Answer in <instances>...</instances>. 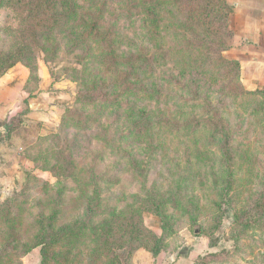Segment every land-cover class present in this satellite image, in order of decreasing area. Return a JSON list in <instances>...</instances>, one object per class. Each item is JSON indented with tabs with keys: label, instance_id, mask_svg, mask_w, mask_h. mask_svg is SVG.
<instances>
[{
	"label": "rangeland",
	"instance_id": "rangeland-1",
	"mask_svg": "<svg viewBox=\"0 0 264 264\" xmlns=\"http://www.w3.org/2000/svg\"><path fill=\"white\" fill-rule=\"evenodd\" d=\"M225 1L232 9L233 4L229 0ZM2 2L0 90L7 101L10 94L13 96L15 92L17 98L16 106H12L5 117L3 115L0 118V250H2L5 235L9 241L4 248L5 252L0 253L2 264H39L41 254L46 255V264H109L107 256L113 254L121 264H148L147 258L137 254H151L150 249L134 248L135 243L130 241L128 231L125 234L124 230L130 225H125L123 228L122 223L121 228L118 229L115 221H125L126 215L132 218V210L124 209L136 200V195L145 197L147 193L154 192L157 199L160 200L161 197L165 200L170 195L168 192L170 186L180 181L177 178L179 174L195 179L188 190L196 199L198 206L194 221L190 213H184L183 205H180V208L175 207L167 200L165 209L171 215V225L166 223L163 226L160 218L149 211L147 203L141 205L142 228L145 233L147 236L153 234L155 237H162V242H157V245L159 243L158 254L163 257V263L196 264L200 258H203V261L208 264H264V224L250 222L252 227L251 225L247 227L248 225L239 224L240 218L237 222L233 220V215L236 216L238 212L239 216L242 213L241 209L247 201L250 200L251 203L256 199L260 189L257 174L264 169V94H262L264 86L256 88L254 84L242 82L241 70H239L238 81L234 80L231 85L229 84L230 94L235 96L232 107L244 110V116L247 119L242 125L233 124L234 118L230 120L233 124L230 140L233 151L232 157L225 162L231 172L228 175L216 173L217 144H213L208 131L181 130L184 129L183 125L180 129L176 122L180 119L178 117L180 110L177 108L170 114L168 119L171 122H166L167 128H156L153 130L152 138L146 142L135 141V136L130 138L127 132L125 136L120 135L118 131L107 136V140L114 144L119 142L123 144L130 140L131 145L125 149L132 151L131 156L139 160L137 163L131 161L133 160L131 157L124 156L122 151L117 153L119 158L116 161V156L111 155L105 148L107 141L102 140L104 142L102 145L99 139H96L91 147L88 146V153L82 156L72 154L75 163L64 164L61 168L56 167L55 159L46 152L51 145L54 147L58 145L60 150H63L66 139L57 138L61 135L62 125L88 120L92 127L84 133L90 134L96 133V124L100 122L98 129L100 135H103L108 130L109 124L117 117L126 115L130 106L143 108L145 106L148 109L153 108L155 104L154 101L148 100L140 88H137L136 92L140 96L130 94L132 96L130 100L128 96L122 97L123 112L116 118L105 113L96 115L94 112L100 109L97 107L105 106L108 91H103V88L84 89L92 83L89 72L97 63L92 59L85 60L88 58L87 55H78L83 47L80 39H76L78 37L72 35L60 37L62 23H54L51 18L59 20L61 17L58 13L59 9L56 13L52 12V16L42 14L31 17V13L28 14V11L24 9L26 7L24 2L16 3V0ZM117 2L114 1L115 6L124 7V2L122 4ZM92 4L93 0H72L70 3L77 15L83 11L88 12ZM110 10V8L107 10V16L110 15ZM79 17L74 16L66 21L71 24L73 19L77 20V23L72 24L71 29L67 30V34L69 32L72 34L74 31L77 32L75 36L78 33L86 37L95 34L92 24H86L84 27L80 25L82 18L79 20ZM37 22L49 26L53 24L49 35L50 41L47 40V45L44 46L46 48H40L41 51H38L34 59L23 57L15 61L19 43L29 45L28 41L23 39L31 40V31L38 26ZM164 25H168L167 20L163 21V27ZM227 25L229 35L219 39L218 51L221 49L219 57L223 60H237L242 53L240 46L237 47L234 43V37L238 34H235L237 30L233 25V16L230 14ZM116 28L122 36L119 50L122 51L124 47L126 49L129 46L133 47L134 44L127 43V39L130 34H133L134 28L140 30L139 21L136 20L131 26L129 20L121 17ZM217 33L220 31L217 30ZM162 34L164 35L163 31ZM169 39L170 37L166 36V40L169 41ZM245 43L248 54L251 43L249 40H245ZM135 49L148 51L140 44H137ZM213 56L215 74L225 80L233 78V74L228 72L225 66L219 65L218 53H213ZM81 68L91 69L80 71ZM205 69L207 72V67ZM162 71L163 68L157 69L155 76L162 77ZM190 71L192 69L188 70L186 76L178 74L177 78L176 76L175 79L172 78L173 91L170 90V93L173 100L171 102L181 98L180 85L188 79ZM9 78L12 80L9 81ZM165 86L168 87V84ZM85 93L88 94L85 95ZM215 93L217 94L218 91L215 90L212 94ZM89 94H96L98 98L95 100L99 104L86 102L90 100ZM186 110H191L192 115L193 111L196 112L192 105L185 106L182 114L185 115ZM128 113L132 114V112ZM96 116L100 117L93 119ZM122 120L124 121L121 119V122ZM70 129L77 133L75 128ZM57 134L59 135L56 136ZM78 136L86 146L80 132ZM196 148H199V155ZM52 156L56 155L53 153ZM67 160L65 159L64 162ZM98 161L100 162L97 165L95 162ZM60 162L63 164L62 159ZM91 163H95L93 170L90 168ZM90 171L95 173L99 184L100 194L94 190V195L104 207V210L100 212L108 216L106 223L114 230L113 253L104 254V251L95 250L94 242L96 241L93 234L90 239V236L86 234L78 236L71 233L69 238L75 240L73 245L77 244L76 249L71 250L67 249L69 246L66 248L63 246L67 244L64 234L59 240L53 238L52 244L44 247V250L41 244H33V237L48 220L45 218V223L41 222V224L38 221L44 218L53 207L60 210L57 218L50 220L55 227L62 226L82 215L92 190V185L82 182L88 180ZM199 171H202V174ZM55 173L61 175L56 177ZM224 185L227 186L222 192ZM224 197H227L226 200L221 202ZM57 204L59 207L56 206ZM121 210L124 213L115 216ZM36 220H38L37 223ZM106 223L103 224L104 228ZM9 224H12L10 229ZM86 227L73 233H85L88 231V226ZM29 246L30 249L25 252Z\"/></svg>",
	"mask_w": 264,
	"mask_h": 264
},
{
	"label": "trees",
	"instance_id": "trees-1",
	"mask_svg": "<svg viewBox=\"0 0 264 264\" xmlns=\"http://www.w3.org/2000/svg\"><path fill=\"white\" fill-rule=\"evenodd\" d=\"M2 1L3 0H0V8L2 7ZM71 1L72 0H16V3L24 2L26 5L24 9L28 11V14L31 13V17L35 15L41 16L42 14L50 16L59 9L58 13L61 16L59 20L53 17L51 18L54 23H62L60 27V37H68L67 35L78 37L76 39H80V43L83 46L78 52V55H87L88 58H85V60L89 61L92 59L97 63L95 68L80 69V71L91 69L89 75H91L92 83L84 87V89L103 88V91H108L105 97L107 102L105 106L97 107L100 109L94 112L96 115L105 113L108 116H114V118H116L118 114L123 112L122 97L128 96V100H130L132 97L130 94H138L136 92L137 88L141 89L140 91L148 97L149 101H154L155 106L148 109H146L145 106L144 108L140 106H130L128 112H132V114L127 112L124 117L122 115L117 117L114 122L109 124L108 130L103 135H100L98 129L100 122L96 124V133L92 132L90 134L84 133L85 130L92 127L90 126L91 122L88 120L77 124L68 122L62 125L60 127V134L62 136L60 135L57 138L61 139V137H63L66 139L63 150H60L58 145L55 147L51 145L50 149L47 150L48 152H46L51 155V158L55 159V166L61 168L64 164L72 165L75 163L73 159L74 153L81 156L88 153V146L91 147L96 139H99L98 141L101 142L102 145L107 141V143H105V148L108 149L111 155L116 156V161H118L119 158L117 153L122 151L124 156L131 157V159H133L131 161L137 163L139 160L131 156L132 151L125 149V147L127 148V146L131 145L130 140L129 142H123V144H121L122 142L114 144L107 140V136L113 134L115 131L125 136V132H127L130 138L135 136V141L144 140L146 142L148 139L152 138L153 130L156 128H167L165 126L166 122L168 123L170 114L174 113L177 108V110H180V116H178L180 119L176 120L178 127L181 129L183 125L184 129L181 130L185 131L187 129L195 132L198 130H207L208 135L213 139V144H217L218 168L216 173H223V175L230 174L231 172L225 162L232 157L231 154L233 150L230 140L233 130L231 127L233 124L242 125L245 123L247 117L244 116V110L234 106L232 107L235 96L230 94L231 90L229 84L231 85L234 80L238 81L239 78V62L237 60H223L219 57V52L221 51V49L218 51L219 39L221 40L223 36L229 35L227 21L232 9L227 2L225 0H93V4L88 8V12L83 11L77 15L73 7L75 2H73L74 4L72 6L70 5ZM114 1H118L117 3L120 4L124 2L125 8H120V5L115 6ZM109 8L111 9L110 15L107 16L106 14ZM18 9L21 10L20 7H18ZM17 12L20 14L18 10ZM69 13L71 15H69ZM113 14L114 16L112 17ZM74 16H80L78 18L79 20L82 18V21L80 20V25L82 24L83 27L86 24H92L95 34L88 37L84 36L82 33H78V35L75 36L77 33H75V31L72 34L71 32L67 34V30H70L72 24H76L77 20L73 19V23L71 24L66 21ZM120 16L124 20H129L131 26L138 20L140 27V30L134 28L133 34H130L129 37L126 36L128 37L127 43H133L134 46H129L128 49L124 47L122 51L119 50L122 36L116 28L121 18ZM38 20H40V18ZM164 20H167L168 25H164L163 27ZM37 23L38 26L31 31V40L22 38L24 41H28L29 45L19 43V48L16 50L18 56L15 61L23 59V57L34 59L38 51H41L40 48H46L44 46L47 45L48 39L50 41L51 36L49 35L52 32L51 27L53 24L49 26L42 22ZM217 30H219L220 33H217ZM166 36L170 37L169 41L166 40ZM60 41H58V44H60ZM137 44H140V46H143V48L148 51L145 52L143 49L136 50L135 46H137ZM213 53H218L219 65L225 66L228 72L233 74V78L225 80L223 77L215 74V64L212 63V58L214 57ZM206 67L208 69L207 72L205 69ZM159 68H163L162 77L155 76L156 70ZM97 69H99V71ZM190 69H192V71H190L188 79L182 82L183 85H180L181 98L171 102L173 97L170 90L173 91L172 82L173 79H175L174 77L176 76L177 78L178 74L186 76ZM165 75H167V77ZM109 76H111V78ZM137 84L138 86H135ZM166 84H168V87L165 86ZM215 90L218 91V93L212 94ZM247 93L249 94L250 92ZM87 94L85 93V95ZM96 94H98V92ZM96 94H89L88 99L90 100L86 102H96V104H99V102L95 100L98 98ZM262 94H264V90ZM138 95L140 96V94ZM188 105H190V107L192 105L196 110V112H192L193 115L190 113L191 110H186L187 112L185 115L182 114V110ZM186 114L188 115L186 116ZM99 117L100 116H96L93 119ZM233 118L234 122L232 124L230 120ZM121 119H124V121L122 120L123 122H121ZM141 121H143V123ZM170 122L171 121H169V123ZM141 123L145 124V126H142ZM70 128H75L77 133ZM79 132L83 136L86 146L82 143L80 136H78ZM58 135L59 134L56 136ZM76 150L77 152H75ZM196 151L199 155V148H196ZM53 153L56 155L55 157L52 156ZM214 153L215 152H213V154ZM61 159L63 164L60 162ZM65 159H68L67 162H64ZM197 159L201 158L197 157ZM100 161L95 163L98 165ZM93 164L91 163V170L95 168ZM199 172L202 174V171ZM195 174L198 176L200 175L198 172H195ZM54 175L59 177L61 174L55 173ZM179 176H177V178L180 181L177 180L179 182L174 185L175 188L174 186H170L168 190L170 195L165 200L161 197L160 200L157 199L156 193L154 192L147 193L145 197L136 195V200L132 201L131 205L124 209L126 210L129 208L130 211L132 210V218L130 219L129 216L126 215L125 221H115V225L118 224V229L121 228L122 223L123 228L125 225L129 224L130 227L124 228V230L125 234L126 231H128V236L131 238L130 241L135 243L134 248L143 247L150 249L153 257L157 256L160 251L159 243L160 241L162 242V237H155L153 234L147 236L145 233L142 228V204H148L147 208L149 211L160 218L163 226L166 223L171 225V215L165 209V201L167 200L175 207L180 208V205H183L182 208L185 211L184 213H190L192 220H195V210H198V206L197 202H195L196 199H194L193 195L188 191L192 187L191 183L195 179L183 177V175L181 176L180 174ZM257 177L260 185L258 196L251 203L249 202L250 200L247 201L245 206L241 209L242 213L239 216L238 212L236 213L237 217L233 215L234 221L237 222L240 218V221H238L239 224L248 225L247 227H250V225L252 227V224H249L250 222L259 223V225L264 224V169L260 174H257ZM82 183L92 185V190L88 195L89 198L85 204L82 215L62 226L55 227L50 220L54 217L57 218V214L60 210L53 207L44 218H41L40 221L36 220V223L38 221L39 224H41V222L45 223V218L48 221L42 225V229H39L40 231L38 230L33 237V244H41L42 250H44V247H48L52 244L53 238L59 240L61 235L64 234V238L67 239V244L63 246L65 248L69 246L67 249L71 250L77 247V244L73 245L75 240L69 238L71 233L72 235L75 234L78 236L86 234L90 236V239L93 234L96 241L94 242L95 250L104 251V254L113 253L112 247L113 241H115L113 238L114 230L111 228V225L109 226L108 223H106V221H108V216L100 212L104 210V207L99 203L98 197L94 195V190L100 194L97 176L93 171H90L88 180ZM226 186L227 185L222 186V192L226 189ZM182 198H184L183 201ZM226 198L227 197H224L221 202L226 200ZM7 201L9 202L10 200L7 198ZM56 206L59 207V204ZM122 213H124L123 210L118 211L115 216H120ZM104 223L107 224L105 226L107 229L103 227ZM11 225H8L9 229ZM86 225L88 226L87 232H81L80 234L73 233L82 229V227L87 228ZM255 225L259 226L258 224ZM259 227L261 228V226ZM10 236L11 234L9 237ZM7 242L9 243L5 235L0 253H3L2 251H4L6 244H8ZM157 242H159L158 245ZM23 245L25 246V244ZM29 249L30 246L26 248L25 252ZM45 256V254H41L39 264H46ZM107 260L109 264H121L115 254L111 256L108 255ZM1 261L0 259V264H2ZM196 264H208V262L200 258Z\"/></svg>",
	"mask_w": 264,
	"mask_h": 264
},
{
	"label": "crops",
	"instance_id": "crops-1",
	"mask_svg": "<svg viewBox=\"0 0 264 264\" xmlns=\"http://www.w3.org/2000/svg\"><path fill=\"white\" fill-rule=\"evenodd\" d=\"M233 4V25L235 26L234 43L235 46H240V52L237 61L240 65L242 82L254 84V87L260 88L264 86V0H229ZM233 26V28H234ZM245 40L250 41V52L247 50ZM237 49V48H236ZM249 61V62H247ZM249 63L251 65H249ZM12 79L9 78V81ZM0 82V87H1ZM264 88V87H263ZM0 90V118L6 112L16 106V92L10 94L8 99ZM7 102V104H6ZM1 150V146H0ZM1 153V151H0ZM1 157V155H0ZM145 257L149 260L148 264H164L163 257L158 254L153 257L151 254H137V256ZM192 263V262H191ZM190 264V263H188Z\"/></svg>",
	"mask_w": 264,
	"mask_h": 264
}]
</instances>
